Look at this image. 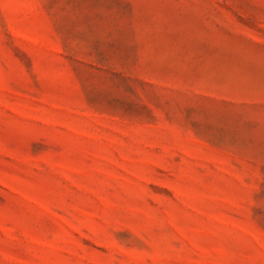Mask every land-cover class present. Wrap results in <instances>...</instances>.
I'll list each match as a JSON object with an SVG mask.
<instances>
[{"label": "rangeland", "instance_id": "1", "mask_svg": "<svg viewBox=\"0 0 264 264\" xmlns=\"http://www.w3.org/2000/svg\"><path fill=\"white\" fill-rule=\"evenodd\" d=\"M0 264H264V0H0Z\"/></svg>", "mask_w": 264, "mask_h": 264}]
</instances>
